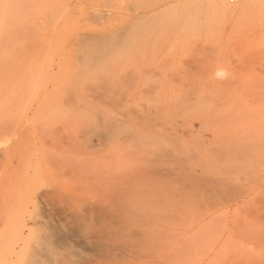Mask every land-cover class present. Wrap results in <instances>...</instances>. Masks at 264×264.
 I'll return each instance as SVG.
<instances>
[{
  "label": "rangeland",
  "instance_id": "rangeland-1",
  "mask_svg": "<svg viewBox=\"0 0 264 264\" xmlns=\"http://www.w3.org/2000/svg\"><path fill=\"white\" fill-rule=\"evenodd\" d=\"M247 3L231 11L221 0H0V214L9 215L26 191L51 181L93 197L98 164L106 172L130 159L133 167L150 159L164 167L145 150L133 151L134 142L120 140L131 128L166 145L178 157L170 166L182 184L197 181L202 191L183 195L185 207H155L170 217L154 210L158 217L148 226L154 232L148 230L168 240L148 255L169 256L131 264H264V34L254 30L264 8ZM173 8L201 21L179 31L166 19ZM153 13L147 35L131 37L126 29L134 17ZM121 30V43L102 65L87 67L91 58L81 52L87 41ZM107 119L118 122L112 134L119 136L120 158L113 164L103 157L110 149L94 146L91 130ZM74 138L77 149L63 150Z\"/></svg>",
  "mask_w": 264,
  "mask_h": 264
},
{
  "label": "bare ground",
  "instance_id": "bare-ground-1",
  "mask_svg": "<svg viewBox=\"0 0 264 264\" xmlns=\"http://www.w3.org/2000/svg\"><path fill=\"white\" fill-rule=\"evenodd\" d=\"M221 1L224 3V7L226 9H230L231 11H234L236 6L241 3H245V5L248 4L247 6L249 8L251 4L249 5L247 1H251L252 3L263 6L264 8V0H238L236 2H230L229 0L228 1L221 0ZM254 5H252V7ZM137 6L139 5L136 4L135 8ZM174 9L175 8H173V10L168 12V14L166 15V19L168 23H170L171 21L173 22V20H175L174 28H177L179 31L180 30L183 31L184 27L187 28L186 25L189 26L188 24L192 25L193 27V25L195 24V21H198L199 19L201 21V16H197V17L195 16L194 18L195 20H194L190 14H183V15L175 14ZM187 9L188 8L184 10H187ZM154 16H156V14L153 13L152 15L145 14L139 17H134L135 19L132 20V23L129 25V28H127L126 30L130 34V36L133 38L136 35L138 37L145 36L147 35L146 30H147L148 23H149L147 20L153 19ZM207 16L208 15H206L205 17ZM236 24L237 23H235L234 25ZM170 25L172 24L170 23ZM126 30H121L118 33H114V34H110L106 36H103V35L97 36L87 41L89 42V44H87L85 48H83L81 51L83 55L82 57L91 58L90 64H87L86 66L90 68L101 66L103 61L106 60L107 57H109V53L113 51L121 43L122 36L126 33ZM195 30H198V29H195ZM254 30L257 32V34H262V33L264 34V19L259 21V23L255 26ZM175 33L177 32L175 31ZM88 53L92 54L91 57H89ZM89 75L88 76L86 75V77H89ZM99 80L102 81V79L100 78ZM213 80L211 81L213 82ZM211 81L208 80L210 84H211ZM87 82L88 81L85 78L81 81L80 85H85ZM103 83H105V81ZM99 87L101 86H98V88ZM180 106L181 104H179V107ZM115 120L107 119V120H104L102 123L95 122L94 124H92L93 129L91 128V130L95 129V132L97 133L96 137H97L98 142L94 144V146L100 149H103V148L110 149L109 155H106L107 157H105V155L103 156L105 160L107 158L106 160L107 163L111 161L113 164V161L115 163L119 161L120 157L118 155L117 148H118V145L120 146L119 141L124 140V141L134 142L132 146L133 151L145 150L144 152H146L149 158L150 157L158 158L159 160L158 162L161 164H164V167H160L159 165H157L158 163L153 162L151 159L150 161H146L144 164L139 162L137 164L138 166L136 165L133 167L131 166L133 162L130 161L132 159H130L127 165L122 167V169L121 167L120 169L118 168L119 166H122L121 165L122 163H117L116 165L118 167L116 166V168L115 167L114 168L116 170L118 168L119 170L117 171L113 170V172H111L108 169L107 170L108 172H106L104 171L105 168L104 170L100 169L99 171V168L101 166L100 164H98L99 165L98 171L96 172L97 173L99 172L100 176L98 174L94 175L96 177L93 182L96 184L95 186L93 184L95 188V193L93 192L94 196L91 195L93 197L73 195L72 193L73 188H74L73 186L70 185L71 186V189H70V187L68 186L69 184H68L66 186L69 187L70 190L64 189V188L61 189L62 187H60L57 184L56 185L53 184L52 181L50 183H52L53 185L50 184L48 185V187H40V186L36 187L35 186V188L31 189L30 191H26L24 199H22L14 209H11L9 215L3 216L0 214V264H131L134 260H137L142 257L143 258L147 257V259L150 258V260L151 258L152 259L154 258L157 261H160L162 258H164L162 255H159V254L155 255V257H153L152 255H151L152 257H150L148 255L149 248H151V246L153 245L155 246V244H158L162 240V238L164 239L165 238L164 236H166V235L163 236L160 232H158V230L156 233H151L148 230V229H151V230L154 229V228H148L150 221H152L153 219L155 220V218L152 217L153 214L154 216H157L155 215L156 213L154 210H156L157 212V209H158L157 206H160V205H163L161 207L167 206L170 208L171 206L170 203H173V204L175 203L176 206L179 205L180 207L181 206L185 207L186 203L183 204L184 202L181 201L183 195L190 194L191 191L197 190L198 192L201 190L198 186H195L197 181L195 183L194 180H193L194 183L193 182L191 183V181L189 182L186 179L187 183L182 184V180L184 179L175 173L174 168H173L174 166L173 167L170 166L178 162V157L174 156L171 153L170 149L167 148L166 145L161 144L157 140H147L144 137H142L141 134H136V132L131 128L124 130L120 135L122 136V138L119 140L118 135H114L115 133L112 134V128H114V125L118 123V122H115ZM76 140L77 138H74L73 140L71 139L69 142H67L66 146H62L63 150L66 149L67 151V148H68V152H70V150L74 151L75 149H77V146H76L77 144H75L77 143L75 142ZM60 141L57 142L58 145ZM176 141L174 139V142ZM59 147L61 146L59 145ZM64 147H67V148L64 149ZM56 148H57V151H59L58 153H60V150H58V147ZM5 149L3 151H5ZM47 153H50V152H47ZM93 153H98V152L92 151V154ZM87 156H88V159L86 158L85 159L86 161L83 159L85 161V162L83 161L84 163H87L90 160L89 159V156H91L90 153ZM47 157L49 158V156ZM52 157L53 159L57 157L56 159H59V160L63 159L65 161L66 160L69 161L67 158H63V157L61 158H59L58 156L54 157V155ZM103 157L101 161L104 160ZM181 157L182 155L180 154L179 159H182ZM72 158L74 159V156ZM72 158L70 160H72ZM45 159L46 158H44V161ZM74 161L72 163L70 162L72 166L76 162L77 164L80 163L78 161H75L74 163ZM106 162L104 161V163ZM65 163L66 165L68 164L67 162H64L63 164ZM179 163L181 165L180 160H179ZM56 164L60 165V168H61L62 166L61 164H59L58 162ZM71 164L70 166H67V168L72 167ZM77 164H75V166H78ZM103 165L104 164H102L101 168H103ZM108 165L109 167H113V165H110V163ZM209 165L210 164L204 165V166L209 167ZM57 168L59 167L57 166ZM65 168L66 166L64 167V169ZM59 170L60 169H58L57 171L58 172L62 171L63 173V170L61 171ZM80 170H83V169H80ZM66 172L67 171H65L64 173ZM55 173L56 172H54V174ZM69 173L71 174L72 172H69ZM91 173L92 171L90 172V174ZM216 174L217 173H214L215 176ZM71 176L73 177L72 179L75 180L74 175H71ZM84 176H87V174ZM91 176L89 177L91 178ZM76 177L78 178V176ZM48 179L46 182H49ZM75 182L78 183V180L76 179L74 183ZM202 183L204 182L203 181L199 182V184H201V186L203 187L205 183L204 185H202ZM219 183L221 184L222 182L219 181ZM220 184H218V187ZM83 186L84 184L82 183V187ZM220 187H219V190L221 189ZM223 187L224 186L222 185V188ZM81 188H79V190L82 191L83 189ZM216 188H214L215 189L214 191H216L217 194H220L221 192L218 190L220 192L218 193ZM90 192L86 191V193H90ZM205 192H209V190L206 189ZM209 193H207V195ZM154 196H157V197H154ZM172 208H174L175 210L177 209L175 207H172ZM7 209H6V212H7ZM170 210L167 209V211H170ZM161 211H158L157 214L158 213L160 214ZM172 212L171 213L169 212V213L173 215L174 212L173 213ZM163 213L164 212H162L161 214ZM181 214L182 212H180L179 215ZM176 215L174 216L176 217ZM161 216L162 218H165V219L167 217L169 219L170 217L169 215H166L167 217H164V215H161ZM156 219H159V218H156ZM165 219H164V222H165ZM177 226H174V227H177ZM150 227L152 226L150 225ZM160 229H162V227H160L159 230ZM171 232H174V231H171ZM175 232H180V231H175ZM155 234H158V235H155ZM188 235L189 234H187V237ZM175 236H178V234ZM165 240L167 242L168 239L165 238L162 241H164L165 243ZM172 242H173V239H172ZM174 247H173V250H174ZM170 250H169L170 252H173L171 256L176 257V254H175V252L177 251L176 248H175L176 250L175 252L172 249ZM167 256H169V254L166 255V257ZM166 257L164 259H166ZM167 259H169V257Z\"/></svg>",
  "mask_w": 264,
  "mask_h": 264
},
{
  "label": "built area",
  "instance_id": "built-area-1",
  "mask_svg": "<svg viewBox=\"0 0 264 264\" xmlns=\"http://www.w3.org/2000/svg\"><path fill=\"white\" fill-rule=\"evenodd\" d=\"M230 2H236V1H238V0H229Z\"/></svg>",
  "mask_w": 264,
  "mask_h": 264
}]
</instances>
